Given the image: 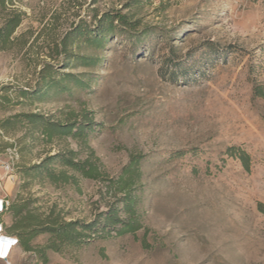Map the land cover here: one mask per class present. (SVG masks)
<instances>
[{
    "label": "rangeland",
    "instance_id": "1",
    "mask_svg": "<svg viewBox=\"0 0 264 264\" xmlns=\"http://www.w3.org/2000/svg\"><path fill=\"white\" fill-rule=\"evenodd\" d=\"M18 1L26 19L15 35H31L22 51L0 50V196L9 206L29 201L42 218L90 224L113 201L104 184L79 179L57 187L24 171L74 151L82 160L92 153L115 179L132 156H143V228L60 252L47 248L43 234L32 245L45 258L17 245L0 264H264V98L254 97L264 86V0ZM105 13L128 15L138 32L155 35L135 53L124 36L100 50L73 48L102 59L96 69H58L84 75L85 90L34 101L19 95L38 87L44 64L60 67L56 43ZM171 48L188 78L161 77ZM25 114L92 129L85 140L48 141L27 122L1 127ZM230 148L250 156L249 172ZM14 221L12 212L2 215L4 235Z\"/></svg>",
    "mask_w": 264,
    "mask_h": 264
},
{
    "label": "trees",
    "instance_id": "2",
    "mask_svg": "<svg viewBox=\"0 0 264 264\" xmlns=\"http://www.w3.org/2000/svg\"><path fill=\"white\" fill-rule=\"evenodd\" d=\"M18 0H0V50L18 49L24 50L29 44L30 32L16 36L15 33L26 19V13L18 7ZM96 20V26L92 27L85 22L73 27L59 43H56L54 53L56 56H64V61L59 66L44 64L38 87L33 90L20 91V96L29 100H44L51 95H59L71 92L74 89L85 90L89 87L84 75L65 73L58 69L66 68H99L102 59L98 56H88L73 48L81 50L83 46L93 49H103L115 36L128 37L132 42L133 52L136 46L148 38L154 37L155 33L149 29L138 32L139 22L132 21L128 15L122 13H105ZM165 38V37H164ZM53 50V49H52ZM180 64L176 62L175 51L165 54L159 70L161 77L177 81L186 74L179 75ZM255 98H264V86L254 88ZM27 122L36 128L46 140L54 138L72 137L85 140L92 124L64 125L54 122L49 118L35 114L17 115L10 120L1 123V127L8 130V125ZM11 127V126H10ZM85 142V141H84ZM230 157L237 158L246 171L251 169V158L243 150L230 148L227 151ZM78 152H60L45 158L41 164L25 170L26 177H39L47 179L52 185L60 186L69 183L77 184L79 179H89L104 184L106 193L113 201L107 205L104 212L96 216L95 221L84 224L80 221L65 222L60 215H52L42 218L31 213L29 201L12 203L7 211L12 212L15 219L10 228H6V237L15 236L18 246L26 252L36 251L45 258L44 250H35L32 242L40 235H48L47 248L54 252H60L64 247H82L93 236L108 238L110 236L123 237L136 235L143 228L141 221V205L144 199V191L141 187L143 173L141 164L143 156H132L117 178H109L103 173L98 160L93 154L85 159H79ZM90 242V241H89ZM45 260V259H44Z\"/></svg>",
    "mask_w": 264,
    "mask_h": 264
},
{
    "label": "bare ground",
    "instance_id": "3",
    "mask_svg": "<svg viewBox=\"0 0 264 264\" xmlns=\"http://www.w3.org/2000/svg\"><path fill=\"white\" fill-rule=\"evenodd\" d=\"M0 255H2V257L7 253H9V256L13 250L14 247H11V244L13 242V238L12 237H4L3 239L1 238V234H0ZM10 251V252H9Z\"/></svg>",
    "mask_w": 264,
    "mask_h": 264
},
{
    "label": "built area",
    "instance_id": "4",
    "mask_svg": "<svg viewBox=\"0 0 264 264\" xmlns=\"http://www.w3.org/2000/svg\"><path fill=\"white\" fill-rule=\"evenodd\" d=\"M10 152V151H9ZM0 164H1V160H0ZM7 169H10V164H8L7 165V167H6ZM9 206V202L7 201V200H5V199H0V214H2L6 209H7V207ZM0 229H1V231H2V234L4 235V233H3V231H4V229H3V225L1 224V222H0ZM5 236V235H4ZM13 238V237H12ZM2 239H3V237H2ZM1 241V240H0ZM18 245V243H17V239L16 238H13V242H12V244H11V247H16Z\"/></svg>",
    "mask_w": 264,
    "mask_h": 264
},
{
    "label": "clouds",
    "instance_id": "5",
    "mask_svg": "<svg viewBox=\"0 0 264 264\" xmlns=\"http://www.w3.org/2000/svg\"><path fill=\"white\" fill-rule=\"evenodd\" d=\"M0 234H1V238H2V237H3V238L5 237V236L2 234V231H1V229H0Z\"/></svg>",
    "mask_w": 264,
    "mask_h": 264
},
{
    "label": "crops",
    "instance_id": "6",
    "mask_svg": "<svg viewBox=\"0 0 264 264\" xmlns=\"http://www.w3.org/2000/svg\"><path fill=\"white\" fill-rule=\"evenodd\" d=\"M8 187H10L9 183L7 184ZM0 199H2V196H0Z\"/></svg>",
    "mask_w": 264,
    "mask_h": 264
}]
</instances>
